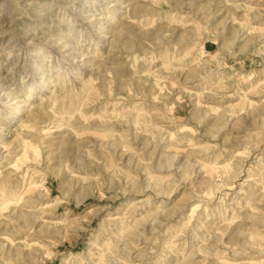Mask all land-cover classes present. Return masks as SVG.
<instances>
[{"label": "rangeland", "instance_id": "1", "mask_svg": "<svg viewBox=\"0 0 264 264\" xmlns=\"http://www.w3.org/2000/svg\"><path fill=\"white\" fill-rule=\"evenodd\" d=\"M0 264H264V0H0Z\"/></svg>", "mask_w": 264, "mask_h": 264}, {"label": "bare ground", "instance_id": "2", "mask_svg": "<svg viewBox=\"0 0 264 264\" xmlns=\"http://www.w3.org/2000/svg\"><path fill=\"white\" fill-rule=\"evenodd\" d=\"M32 94H33V92H31V94H30L29 96L31 97ZM30 97H29V98H30ZM28 100H29V99H28ZM16 109H17V108H16ZM21 109H22V108H21ZM21 109H20V110H21ZM22 110H23V109H22ZM18 111H19V110H16V111H15L14 109H12L11 112L14 113V114H16Z\"/></svg>", "mask_w": 264, "mask_h": 264}]
</instances>
